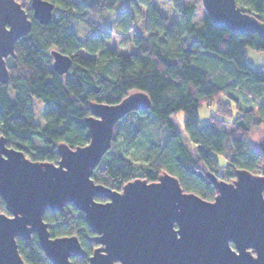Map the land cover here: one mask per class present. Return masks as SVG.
Listing matches in <instances>:
<instances>
[{
    "label": "trees",
    "instance_id": "trees-1",
    "mask_svg": "<svg viewBox=\"0 0 264 264\" xmlns=\"http://www.w3.org/2000/svg\"><path fill=\"white\" fill-rule=\"evenodd\" d=\"M17 1L28 12L32 27L16 42L15 57L7 59L9 81L0 84V136L7 139L8 147L35 162L57 163L59 144L76 148L89 143L85 120L91 116V104L115 105L142 91L151 108L131 112L116 124L112 147L93 172L95 183L122 191L137 178L155 182L167 172L178 178L185 192L213 201L216 190L207 173L226 182H232L238 170L264 176V153L250 141L251 132L264 126V65L257 70L246 62V48L264 51L259 34L234 33L217 26L207 13L198 24L196 8L186 0H167L174 20L163 15L153 0H49L60 11L49 24L34 19L32 0ZM236 3L264 21V0ZM118 12L116 23L125 32L134 28L135 15L141 19L140 30L124 41L136 47L128 55L107 47L112 27L101 29L92 20ZM71 21L101 29V34L81 40ZM52 50L72 58L68 73L54 71ZM214 68L223 73L216 75ZM233 93L262 101L261 105L258 110L238 105L240 114L230 122L227 98L236 101ZM32 98L45 105L43 125L36 123ZM214 103L222 117L201 123L199 109ZM178 112L185 113L184 131L195 152L172 121ZM131 150L139 155L138 162L126 156ZM0 212L10 216L1 198ZM44 221L53 238L77 236L85 255L71 261L88 264L97 245L91 241L95 234L82 211L68 204L63 212L48 210ZM17 243L25 263L53 264L36 234L28 241L17 238Z\"/></svg>",
    "mask_w": 264,
    "mask_h": 264
},
{
    "label": "water",
    "instance_id": "water-1",
    "mask_svg": "<svg viewBox=\"0 0 264 264\" xmlns=\"http://www.w3.org/2000/svg\"><path fill=\"white\" fill-rule=\"evenodd\" d=\"M33 17L41 24L54 19L49 0H32ZM213 22L237 34L257 33L264 38V21L242 11L236 0H202ZM32 27L28 12L17 0H0V84L9 81L7 59L15 57L16 42ZM56 73L72 67L69 55L51 51ZM151 108L142 91L130 93L115 105L93 103L85 120L89 143L71 148L58 145L57 163L35 162L20 150L7 146L0 136V198L10 216L0 212V264H27L20 255L17 238L28 241L36 234L53 264H73L85 251L77 236L53 238L44 221L48 210L63 212L68 204L85 215L97 247L88 264H252L264 247V176L238 170L232 182L206 176L216 190L206 201L182 188L178 178L164 172L157 181L137 178L122 191L92 179L112 147L116 124L131 112ZM258 148L264 153V135ZM100 200V201H99ZM180 228L183 235L173 233ZM230 237L229 255L224 240ZM233 244V246H232ZM252 257V260L249 259Z\"/></svg>",
    "mask_w": 264,
    "mask_h": 264
},
{
    "label": "rangeland",
    "instance_id": "rangeland-1",
    "mask_svg": "<svg viewBox=\"0 0 264 264\" xmlns=\"http://www.w3.org/2000/svg\"><path fill=\"white\" fill-rule=\"evenodd\" d=\"M153 4L156 8L160 10V12L167 16L170 20H174L176 15L173 10L172 5L167 0H153ZM186 4L193 5L196 8V16L195 21L196 23H200L205 16V8L203 7L202 0H186ZM60 16L59 10H54V18H58ZM119 16V12L115 13L113 15H97L92 16V20L96 22L100 28L105 27H112L113 30V38L111 40L107 41V47L116 50L118 53L122 55H128L130 53L135 52L136 47L132 45H125L124 41L127 38H132L135 32H138L140 30L141 26V19L138 15H135V24L134 28L130 31H124L122 27H120L116 22ZM70 26L75 29L77 36L81 40H85L86 38L90 37L91 35H100L101 29L99 30H92L89 29L85 24L79 23L77 21H71ZM246 62L249 66H251L254 69H261L264 65V51H258L253 48H246ZM212 55V54H210ZM214 71L217 72L216 75H221L223 72L222 69L214 68ZM233 96L236 97V101L227 98L229 102L231 103V110H232V116L229 117V121H233L239 114L240 110L238 109V105L243 109L252 108L254 110H258V108L261 105V102H253L252 100H248L246 98H243L241 94L233 93ZM224 100H226V97H224ZM31 103L33 106V112L35 116L36 123L43 125L44 124V110L45 105L35 99H31ZM220 109V106L216 103L211 105H204L202 106L198 111V116L201 121V123L206 124L210 123L212 121V118H219L222 117V113H220L218 110ZM185 113L184 112H178L175 115L172 116V121L175 124V127L180 134L183 142L188 146V148L195 152V146L192 145L187 140V135L184 131V119H185ZM264 135V126L260 129H254L250 134V141L253 144L254 147H258L259 141ZM126 156L135 162L139 161V155L134 150L128 151ZM219 162L221 165L225 164V160L218 156ZM220 180V179H219Z\"/></svg>",
    "mask_w": 264,
    "mask_h": 264
},
{
    "label": "snow or ice",
    "instance_id": "snow-or-ice-1",
    "mask_svg": "<svg viewBox=\"0 0 264 264\" xmlns=\"http://www.w3.org/2000/svg\"><path fill=\"white\" fill-rule=\"evenodd\" d=\"M173 235L174 237L179 239V237L182 236L183 233L180 228H177L175 232L173 233ZM230 239H231L230 237H226L224 240V250L229 255L235 253L236 256H239L240 253L237 251V248H240L241 250H243L244 247H248V251L252 252L253 248L255 247L254 245L246 246V245L240 244L239 242H236V247H232L229 252ZM256 251L259 252V256H257L255 260H252V257H249V259L252 260V264H264V247L257 248Z\"/></svg>",
    "mask_w": 264,
    "mask_h": 264
},
{
    "label": "built area",
    "instance_id": "built-area-1",
    "mask_svg": "<svg viewBox=\"0 0 264 264\" xmlns=\"http://www.w3.org/2000/svg\"><path fill=\"white\" fill-rule=\"evenodd\" d=\"M220 177H221V176L219 175V179H220Z\"/></svg>",
    "mask_w": 264,
    "mask_h": 264
}]
</instances>
